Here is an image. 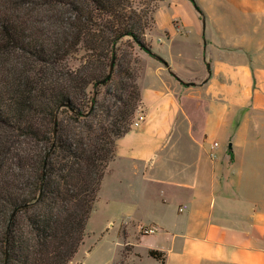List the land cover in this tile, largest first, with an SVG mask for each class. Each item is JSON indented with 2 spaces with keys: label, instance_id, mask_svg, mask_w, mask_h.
<instances>
[{
  "label": "crops",
  "instance_id": "obj_1",
  "mask_svg": "<svg viewBox=\"0 0 264 264\" xmlns=\"http://www.w3.org/2000/svg\"><path fill=\"white\" fill-rule=\"evenodd\" d=\"M170 2L156 17L161 31L148 39L162 60L142 54L138 111L145 118L117 138L104 175L101 190L111 180L114 194L107 207L125 222L157 227L139 241L157 236L147 251H164L165 264H264V147H255L264 142L255 122L264 114L247 112L236 121L252 73L264 72V0ZM223 5L228 15L216 10ZM206 9L213 16H204ZM186 48L196 65L207 62L199 85L183 81ZM192 90L197 100L209 99L198 124L182 119ZM215 127L225 131L227 147L212 148ZM183 141L189 151H177Z\"/></svg>",
  "mask_w": 264,
  "mask_h": 264
},
{
  "label": "trees",
  "instance_id": "obj_2",
  "mask_svg": "<svg viewBox=\"0 0 264 264\" xmlns=\"http://www.w3.org/2000/svg\"><path fill=\"white\" fill-rule=\"evenodd\" d=\"M152 1L0 0V264H68L77 253L140 102L133 81L101 108L100 87L120 76L125 39L158 58L144 40ZM148 255L165 264L164 251Z\"/></svg>",
  "mask_w": 264,
  "mask_h": 264
},
{
  "label": "rangeland",
  "instance_id": "obj_3",
  "mask_svg": "<svg viewBox=\"0 0 264 264\" xmlns=\"http://www.w3.org/2000/svg\"><path fill=\"white\" fill-rule=\"evenodd\" d=\"M134 1H136L135 7H142V4H140L141 2L139 3V0ZM170 1L172 0H157V2H151V5L155 3V7L154 11L152 12L153 19L145 30L144 40L146 43H150L148 39L161 31V29L157 26L158 24L156 17L158 14L167 11V8L171 3ZM216 10L219 12H221V10L224 11V5L221 7V9L217 8ZM202 11L204 16H213L211 9ZM207 11L209 13H207ZM224 14L228 15V11L225 10ZM230 15L232 14L229 13V16ZM173 22L175 30H178L179 26L176 25L178 24V21L174 20ZM162 30V32H164L163 34L165 35L170 33L164 28ZM178 31L176 32L180 33ZM189 51L190 53L186 48L185 56L181 57L186 59L185 63L183 62V74L185 78L183 81L187 84L199 85L203 81L204 76L207 75V62L205 61L204 66L202 65L203 63L196 65V62L194 63V61L197 60H195V56L191 54L192 49L190 48ZM83 53V50H79L77 54L67 57L66 63L72 68L79 66V58ZM143 53L148 52L140 49L139 46L133 42L128 44L126 39L119 45V54L121 55L123 68L120 72V76L118 73L115 74V84H109V86L100 87V93L98 95L99 104L104 105V107L100 106L101 108L106 109L109 105H111L112 101H114L112 94L107 95L108 92H118L120 91V87L125 86L126 84H129L133 81L137 84L138 89L140 90L139 79L142 77V73L146 65L145 60L142 57ZM159 57L160 56H158V59ZM188 61H190V64H187ZM200 62L202 61L200 60ZM236 73L238 76L239 72ZM252 74L254 75L252 86L249 87V89L251 88L250 93L247 94L243 103H239L237 105V123L247 112H254L261 115L264 114V72L257 71ZM227 78V75L225 78L223 75L220 77L221 80ZM240 88L241 87L238 85L237 90L239 91ZM88 90H91V87H89ZM195 91H193L194 93L190 92L183 99V108L185 114L182 116V119L185 118L188 123H191L192 121V123L198 124L202 121V116H204L208 109L209 99L202 98L201 100H197ZM138 107L139 104H137L134 114L130 119V128L133 127V121L139 112ZM185 115H188L189 118H187ZM255 122L261 123L262 126L260 128L262 129L263 134L261 139L264 140V118L256 120ZM255 127L258 128L257 126ZM212 139L220 145L219 147H227V137L223 128L215 127ZM255 147H264V142L256 145ZM180 149L189 151L191 149V143H185L183 141L182 147L177 148V151ZM226 153H231V149L227 150ZM190 155L191 153L188 152V157H190ZM170 163H172V166L177 169V161L171 160ZM111 185L112 181L106 180L103 190L100 188L98 198L94 202L90 218L86 225L83 241L79 246L77 253L68 262V264H160L158 260L149 256L147 251L148 246L155 241L157 236L148 235L139 241L141 236L147 235L142 233L141 226H150L151 224L141 223L137 225L135 221L125 222L117 216L118 214L115 210L109 209L107 207L106 200L110 196L114 195L112 192H109V187Z\"/></svg>",
  "mask_w": 264,
  "mask_h": 264
},
{
  "label": "built area",
  "instance_id": "obj_4",
  "mask_svg": "<svg viewBox=\"0 0 264 264\" xmlns=\"http://www.w3.org/2000/svg\"><path fill=\"white\" fill-rule=\"evenodd\" d=\"M145 118V115L142 111H139L137 116L135 117V120L133 121V127H137ZM218 145L217 142H215L213 145H212V148H215L216 146ZM210 156L212 158H215L216 157V152L213 150L210 152ZM141 230H142V233L144 234H151V233H154L156 230H157V227L155 226H147V225H143L141 226Z\"/></svg>",
  "mask_w": 264,
  "mask_h": 264
},
{
  "label": "water",
  "instance_id": "obj_5",
  "mask_svg": "<svg viewBox=\"0 0 264 264\" xmlns=\"http://www.w3.org/2000/svg\"><path fill=\"white\" fill-rule=\"evenodd\" d=\"M159 59L162 60L161 57H159ZM113 68H114V59H112V62H111V65H110L109 75L112 73ZM109 75L107 76V78H109ZM104 81H105V79L101 80L102 83H103ZM231 147H232V144L229 143V144H228V148H231Z\"/></svg>",
  "mask_w": 264,
  "mask_h": 264
}]
</instances>
